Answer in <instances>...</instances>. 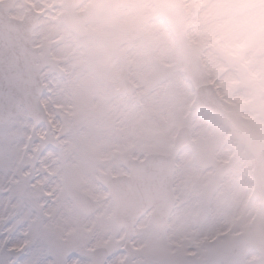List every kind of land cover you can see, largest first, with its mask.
<instances>
[{"label": "rangeland", "instance_id": "obj_1", "mask_svg": "<svg viewBox=\"0 0 264 264\" xmlns=\"http://www.w3.org/2000/svg\"><path fill=\"white\" fill-rule=\"evenodd\" d=\"M0 1L15 19L29 8L41 13L31 43L43 61L41 102L49 121L48 129H33L19 111L0 127V209L7 201L12 211L21 193L30 196L90 254L106 248L107 264H264V207L255 198L247 202L244 183L251 168L245 141L264 142V0H182L176 11L162 0H88L84 39L64 29L58 0ZM234 3L237 16L227 13L226 23L243 22L240 33L212 27L220 26L213 8ZM121 69L135 87L131 97L115 95ZM187 79L215 88L222 119L190 105ZM55 92L66 94V105ZM216 120L232 122L237 137L224 140ZM182 126L192 141L176 157L168 226L153 228L147 215L124 241L105 181L126 174L128 159L173 156ZM70 186L95 201L93 216L75 210ZM217 207L225 212L215 221ZM186 213L189 227L178 222Z\"/></svg>", "mask_w": 264, "mask_h": 264}, {"label": "water", "instance_id": "obj_2", "mask_svg": "<svg viewBox=\"0 0 264 264\" xmlns=\"http://www.w3.org/2000/svg\"><path fill=\"white\" fill-rule=\"evenodd\" d=\"M79 3L78 0L70 6L62 21L81 35L84 16L74 12ZM165 3L171 8L178 7L177 0H165ZM36 20L37 16L30 13L21 23L13 22L0 9V124L12 117L19 106L24 107L34 121H44L38 104L41 62L37 50L31 49L29 43ZM120 84L122 91L131 92L125 74ZM188 140L187 130H184L175 142V150L179 151ZM255 152L258 165L255 177L260 190L264 186V152L259 146ZM173 162L170 158L150 155L142 163L126 164L130 177L108 181L109 194L116 203V224L127 233H131L137 220L151 208L154 210L152 223L157 227L165 225L174 204L171 197ZM262 193L260 198L264 203V189ZM71 194L78 209L86 214L94 212V205L87 198L74 191ZM94 254L105 261V251L97 250Z\"/></svg>", "mask_w": 264, "mask_h": 264}, {"label": "snow or ice", "instance_id": "obj_3", "mask_svg": "<svg viewBox=\"0 0 264 264\" xmlns=\"http://www.w3.org/2000/svg\"><path fill=\"white\" fill-rule=\"evenodd\" d=\"M0 209V264H106L67 235L47 208L34 207L30 196Z\"/></svg>", "mask_w": 264, "mask_h": 264}, {"label": "bare ground", "instance_id": "obj_4", "mask_svg": "<svg viewBox=\"0 0 264 264\" xmlns=\"http://www.w3.org/2000/svg\"><path fill=\"white\" fill-rule=\"evenodd\" d=\"M216 6H220V5H216ZM236 7H238V6H236L235 5V3L234 4H231L230 6H227V8L226 9H224V10H221V9H217L216 7H214L213 8V10H212V12H215V14L217 15V17H216V19H218V22H217V24H220V26H216L213 22V25H212V27H216V28H226V29H228V27H230L229 29V31H234L236 34H239L240 33V31H241V28H242V26H243V22L242 23H239V22H231V21H229L228 23H226V20H231L230 19V17H226V14L227 13H230L231 15H233L234 17H236L237 15L235 14V12H236ZM203 21H204V19H202ZM200 30V29H199ZM198 30V31H199ZM192 33H194V31L192 32ZM214 69V68H213ZM227 79L224 77V78H222V81L223 82H225ZM221 84V83H220ZM175 86H176V95H178V96H182L185 92H184V89L181 87V84L179 83V81H176L175 82ZM53 94V93H52ZM65 93H59V92H55L54 94H53V98L54 99H57L58 101H59V103L60 104H63V105H66V102H67V100H66V97H65ZM48 162H50V161H48ZM237 196V194H235V196H234V198ZM235 204V203H234ZM216 210L217 211H214L213 213V216H214V218L216 219L215 221H217V220H219V218H220V216L222 215V213H220V212H222V211H224L225 212V210H224V207H223V209L221 208V207H217L216 208ZM187 214H189V213H186V214H184V215H182V217L181 218H178V222L180 223V224H182L184 227H189V223H187L186 221H185V217H187ZM188 221V220H187Z\"/></svg>", "mask_w": 264, "mask_h": 264}]
</instances>
